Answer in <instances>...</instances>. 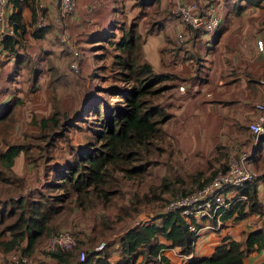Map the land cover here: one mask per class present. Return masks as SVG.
<instances>
[{
  "label": "trees",
  "instance_id": "16d2710c",
  "mask_svg": "<svg viewBox=\"0 0 264 264\" xmlns=\"http://www.w3.org/2000/svg\"><path fill=\"white\" fill-rule=\"evenodd\" d=\"M27 1L8 0L12 7L9 19L14 23V34L4 36L0 42V55L4 51L5 56L15 59L14 75H11L14 78L23 68L21 63L25 58L19 49L24 46L22 37L27 32L22 18ZM159 1L136 0V4L142 9L157 6ZM32 16L34 21V11ZM164 23H151L146 35L160 32ZM185 29L189 31L187 27ZM48 30V26L35 28L31 36L42 39ZM219 31L220 26L215 35ZM116 32H119L118 39ZM191 33L194 32L189 31L187 38ZM143 42L138 24L112 25L95 39L94 50L99 53L93 76L101 85L89 89L72 114L62 111L54 102L47 117L32 116V122L38 128L37 138L44 142L38 147L40 153L28 155L33 147L28 141L3 143L0 182L22 184V179L12 172L14 161L21 154L33 166L41 160L43 170L41 178L37 176L40 186L26 196L0 199V248L3 251L18 248L25 242L21 253L30 254L41 239L55 232V222L72 197H82L87 207L97 203L107 206L119 195L122 179H136L151 165L158 164V158L164 151L158 142H162L163 124L169 118L159 100L169 88L168 82L175 78L153 71L144 59ZM110 47L112 51L109 54ZM30 72L34 86L39 70L30 67ZM11 76L9 82L13 80ZM61 76L57 74L54 83L60 81ZM34 89L35 86L32 91ZM21 98L11 94L4 104L0 103V134H6L12 128L14 109L22 102ZM70 130L84 133L86 139L82 143L68 144V157L53 161L57 141L66 137ZM152 154L157 158L150 160ZM260 181L264 182V172L240 190L247 200L236 205V219L255 213L261 218L260 227L249 231L240 241L222 243L210 257L192 258L186 264H242L248 253L264 250V209L257 197ZM245 204L248 205L246 212L243 211ZM7 235L9 239L2 240ZM196 239L179 213H158L150 222L138 223L122 233L117 244L118 257L114 261L110 260L111 252L105 244L100 251L87 249L83 261L78 260L79 248L76 245L72 250L44 252L55 264H149L155 261L161 249L168 247L178 248L181 255L191 254ZM160 240L169 244L165 245Z\"/></svg>",
  "mask_w": 264,
  "mask_h": 264
},
{
  "label": "crops",
  "instance_id": "0c3cea01",
  "mask_svg": "<svg viewBox=\"0 0 264 264\" xmlns=\"http://www.w3.org/2000/svg\"><path fill=\"white\" fill-rule=\"evenodd\" d=\"M206 1L214 6L220 18L217 35L191 33L190 38L180 44L175 38L176 32L174 34L164 27L152 35L155 39L142 45L145 60L153 71L175 78L168 82L169 88L159 100L161 108L169 115L163 130L171 140L166 155L169 169L162 173L166 180L174 183L171 189L175 194L196 189L210 181L217 172L224 171L231 153H250L251 169L257 171L258 176L264 172V136L257 147H253L247 129L248 123L256 117L254 105L264 101V53L259 54L256 47L257 39L264 42V0ZM117 2L76 0L72 12L60 15L58 0H28L22 10L27 32L22 37L24 46L19 49L25 55L21 65L37 69V63H40L37 60L44 59L45 53L54 54L59 63L65 50L69 53V60L65 69L57 66L62 75L60 81L73 86L72 89L78 88V76L89 77L98 65L95 39L117 21ZM42 15L48 20V25L45 22L44 27L48 26L49 30L44 38L34 39L31 32L38 28L36 23ZM165 23L176 27L178 33L189 35L184 24L177 23L173 18ZM59 38L63 47L56 44ZM74 51L79 55L75 57ZM5 55L6 52L2 51L0 61L9 59L13 72L15 59ZM74 60L78 63L77 71L72 68ZM73 75L76 76L71 80ZM179 86H183L184 90H178ZM87 93L88 90L79 101ZM240 190L228 194V197L238 194L242 196L240 202L246 201ZM257 197L264 209L262 181L257 184ZM247 206L244 205V212ZM230 211L223 215V225L218 232L204 228V223L198 225L200 239L191 254L181 255L178 248L168 247L164 253L166 263L186 264L192 258H208L222 243L240 241L249 231L261 225V218L255 213L236 219L237 208ZM242 264H264V250L248 253Z\"/></svg>",
  "mask_w": 264,
  "mask_h": 264
},
{
  "label": "rangeland",
  "instance_id": "374dc122",
  "mask_svg": "<svg viewBox=\"0 0 264 264\" xmlns=\"http://www.w3.org/2000/svg\"><path fill=\"white\" fill-rule=\"evenodd\" d=\"M172 4L173 0H160L157 6L141 9L137 6L136 0H118L117 21L114 25L125 24L128 26L131 22L138 24V30L142 33L144 43H147L151 39H155L152 35L157 34L146 35V30L151 23L158 21L164 23L173 18L170 16ZM40 18L45 20L46 25H48V20L45 16L42 15ZM173 20L181 23L174 18ZM164 24L167 30L174 32V34L176 32V38L178 34L177 28L170 24L167 25V23ZM59 33L62 35L61 30ZM115 36L118 39L119 32H116ZM56 44L63 47V42L60 38L56 40ZM147 47L148 45L146 46V50ZM111 51L112 48L110 47L109 54ZM98 53L99 51L95 54L98 55ZM68 54L64 50L59 63L55 60L56 56L54 54L50 56L49 53H45L44 59L37 60L40 62L37 63L39 76L34 85V91H32L34 86L31 84L32 75L30 67L20 69L19 74L15 75V78L11 76L13 80L9 82V74L14 75L12 70H10L12 64H8L9 59L6 58L0 61V103L4 104V101L8 100L11 94L23 99L16 109H14L15 122L12 128L6 134H0V150L3 149L4 142L10 144L28 141L33 146L28 155H38L40 153L38 147L43 145L44 142H41L37 138V135H39L38 128L36 123L32 122V116L35 115L38 118L47 117L52 111L54 102L55 105H59L62 111L72 114L79 107V99L83 93L85 94L86 90L101 85L99 79L93 76L96 67L89 74V77L78 76L80 79L79 85H76L78 88H74L75 90L68 83L62 81L54 83L53 79L59 74L57 66L59 65L60 69H65L68 66ZM109 54L108 57L110 56ZM75 76L73 75L71 80ZM85 139L86 135L84 133L70 130L66 137L57 141L56 147L53 150V161H62L68 157V144L82 143ZM158 144L164 149L161 157L158 158V164L151 165L143 175L136 179H122L120 193L111 204L105 206L97 203L92 207H87L83 204L82 197H72L66 203L63 214L55 222V232L48 236L50 237L60 232L71 233L75 237L76 247L79 248V252L86 251L87 249L95 250L101 243H104L105 247L111 252V259L114 261L113 258L118 257L117 244L122 233L138 223L153 220L163 210L165 205L176 196L171 189L174 183L171 180H166L165 174L162 173V171L164 172L169 169V165L166 163V155L171 144V140L165 131L162 142H158ZM156 158V155L153 154L149 157L150 160ZM37 163V166H33L24 154L17 157L14 161L12 172L22 179L23 182L22 184L18 182H0V199L26 196L29 192L33 191L32 189L39 187L40 182L37 176L41 178L43 170L42 161L39 160ZM255 172L258 175V172ZM48 236L41 239L30 254H24L30 256L39 264H55V261L46 254L47 252H44ZM6 239H9L8 235L2 240ZM199 239L200 236L196 239V244ZM25 246V242H22L18 248L10 251H3L0 248V264L6 263L10 253L21 252V249Z\"/></svg>",
  "mask_w": 264,
  "mask_h": 264
},
{
  "label": "built area",
  "instance_id": "2783aa9c",
  "mask_svg": "<svg viewBox=\"0 0 264 264\" xmlns=\"http://www.w3.org/2000/svg\"><path fill=\"white\" fill-rule=\"evenodd\" d=\"M76 0H58V10L61 15H66L75 9ZM12 7L8 0H0V42L6 35H13L14 29L9 16ZM170 16L179 20L186 26L190 32H196L200 35H213L220 26V18L216 14L213 5L207 3L206 0H173L170 10ZM45 26V20L39 18L36 27ZM178 42H183L187 36L180 32L176 36ZM256 47L259 54L264 53V42L262 39L256 40ZM76 57L79 55L77 51L73 52ZM72 68L77 71V60L73 61ZM178 90L183 91L184 87L179 86ZM256 117L248 123L247 129L250 132L251 143L253 147L264 136V101L254 105ZM250 153L228 155L226 169L217 172L210 181L202 186L191 190L184 194H176L163 208L160 214H168L177 212L185 220L188 228L196 235L200 236L199 224L204 223L203 227L213 232L221 230L223 225V215L226 211L242 201V196H230L228 194L238 191L246 186V184L254 181L258 175L251 169L249 164ZM244 197V196H243ZM245 200V197L243 198ZM76 245L75 237L68 232H60L50 236L45 243L47 252L55 249L72 250ZM196 241L194 243V247ZM104 247L101 243L95 250L100 251ZM165 249H161L154 262L149 264H168L165 260ZM85 251H80L78 260L83 261ZM6 264H39L30 256L21 252L10 253L6 260Z\"/></svg>",
  "mask_w": 264,
  "mask_h": 264
}]
</instances>
